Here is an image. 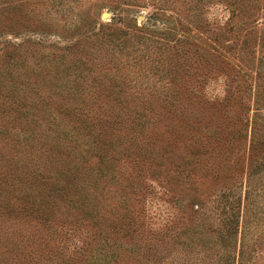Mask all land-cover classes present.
<instances>
[{
	"label": "rangeland",
	"instance_id": "rangeland-1",
	"mask_svg": "<svg viewBox=\"0 0 264 264\" xmlns=\"http://www.w3.org/2000/svg\"><path fill=\"white\" fill-rule=\"evenodd\" d=\"M94 196L135 230L90 256ZM116 246L264 264V0H0V264Z\"/></svg>",
	"mask_w": 264,
	"mask_h": 264
},
{
	"label": "trees",
	"instance_id": "trees-1",
	"mask_svg": "<svg viewBox=\"0 0 264 264\" xmlns=\"http://www.w3.org/2000/svg\"><path fill=\"white\" fill-rule=\"evenodd\" d=\"M33 136V134H32ZM109 141L103 143L104 145H107L106 147H101L102 150H105V148H109L113 151L114 153V147H115V138L110 137L108 138ZM114 154H112L111 156L102 151V153L99 155V163H97V167H99L102 171L103 168H101L99 165L102 164V162L106 163L105 158L109 157V160H111V157L116 160V157L114 156ZM104 160V161H103ZM99 164V165H98ZM111 169L113 170L116 165L115 162H112L111 164ZM110 170V171H112ZM115 172V171H114ZM113 172V173H114ZM99 197L94 196V199L92 200H88L89 205H90V209L86 211V213H88L87 217L91 218L92 220H94V225H90L91 231L93 232L91 235H87L88 237L86 239H84V246L87 247L89 245L91 246V254L90 256H93V252L94 250L98 249V246H104L102 244L104 243H108L110 244L111 242L109 241L110 239H108V237H110L111 235H113V238L115 239V235L117 234V232H119L120 230H124L125 229V233L126 234H133L134 230L130 231L131 228V223L129 222H125L122 220H114V211L112 209H109V204L108 208H105L103 206H101V208H99L100 206V202H99ZM91 205L92 206L91 208ZM109 209V210H108ZM125 223H129L128 225H126ZM134 227V226H133ZM124 228V229H123ZM75 229L74 227L72 228V230ZM61 229H57L54 227L53 231L55 232V234H58V231H60ZM65 232H67L66 230H63ZM131 232V233H130ZM108 233V234H106ZM231 234V236L234 235V232L229 233ZM111 238V237H110ZM119 246V245H118ZM118 246H116V251H112L111 253L108 254L107 252H104V254L102 255V257L100 258L99 261H97V259H94L92 261H89V263L87 262L86 264H93V261H97V264H117L118 261V256H119V248ZM85 249V248H83Z\"/></svg>",
	"mask_w": 264,
	"mask_h": 264
},
{
	"label": "water",
	"instance_id": "water-1",
	"mask_svg": "<svg viewBox=\"0 0 264 264\" xmlns=\"http://www.w3.org/2000/svg\"><path fill=\"white\" fill-rule=\"evenodd\" d=\"M104 15H105V17H107V16H108V14H107V13H104Z\"/></svg>",
	"mask_w": 264,
	"mask_h": 264
}]
</instances>
